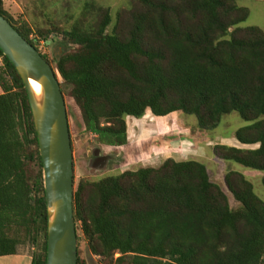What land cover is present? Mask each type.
Listing matches in <instances>:
<instances>
[{"label":"trees","instance_id":"trees-1","mask_svg":"<svg viewBox=\"0 0 264 264\" xmlns=\"http://www.w3.org/2000/svg\"><path fill=\"white\" fill-rule=\"evenodd\" d=\"M138 1V8L116 13L110 30V10L94 8L96 21L59 31L53 69L83 130L101 144L122 145L125 116L181 111L214 128L237 112L248 124L235 139L257 147L217 145L214 153L264 171V31L240 26L248 8L237 0ZM0 15L49 62L26 20L12 18L1 0ZM0 58V255L17 253L29 237L41 250L30 264H45L36 132L21 78L1 50ZM224 180L236 208L194 160L168 158L158 168L81 180L72 199L75 231L80 222L91 251L114 264H264V200L242 174L230 171Z\"/></svg>","mask_w":264,"mask_h":264},{"label":"rangeland","instance_id":"rangeland-1","mask_svg":"<svg viewBox=\"0 0 264 264\" xmlns=\"http://www.w3.org/2000/svg\"><path fill=\"white\" fill-rule=\"evenodd\" d=\"M1 3L12 18L26 20L31 27L30 38L40 40L39 49L53 68L55 58L62 51L60 30L68 29L75 23L82 22L86 26L96 21L98 14L92 11L94 8L110 10V30L117 12L139 7L138 0H1ZM237 3L249 10L247 19L240 26H257L264 31V0H237ZM44 33L46 39L41 36ZM72 48L75 46H70ZM58 79L62 82L61 77L58 76ZM62 93L73 156V191L81 180L94 182L127 170L158 168L166 159L172 158L175 161L194 160L204 164L210 180L226 194L231 208L238 207L239 203L225 185V176L230 171L242 174L252 183L255 194L264 200L261 183L264 171L219 158L214 153L217 145L250 149L257 147L240 144L235 139V131L248 124L237 112L223 115L214 128H204L199 126L193 114L176 111L165 116H154L146 110L141 117L125 116L126 142L111 146L97 142L94 134L83 130L79 110L69 96V88L65 87ZM28 171L33 173L36 167L30 164ZM76 235L79 264H114L91 251L89 240L80 230V222L76 224ZM39 239H42L41 235ZM40 251V243H31L29 237L23 238L17 246V252L27 255L29 259ZM117 256L118 253H114L113 259Z\"/></svg>","mask_w":264,"mask_h":264},{"label":"water","instance_id":"water-1","mask_svg":"<svg viewBox=\"0 0 264 264\" xmlns=\"http://www.w3.org/2000/svg\"><path fill=\"white\" fill-rule=\"evenodd\" d=\"M0 50L21 78L36 132L46 202L45 264H77L72 209L73 156L59 75L1 15ZM30 79L39 83L38 94L33 91Z\"/></svg>","mask_w":264,"mask_h":264},{"label":"crops","instance_id":"crops-1","mask_svg":"<svg viewBox=\"0 0 264 264\" xmlns=\"http://www.w3.org/2000/svg\"><path fill=\"white\" fill-rule=\"evenodd\" d=\"M2 89L0 88V94ZM31 259L23 253H15L9 255H0V264H30Z\"/></svg>","mask_w":264,"mask_h":264},{"label":"bare ground","instance_id":"bare-ground-1","mask_svg":"<svg viewBox=\"0 0 264 264\" xmlns=\"http://www.w3.org/2000/svg\"><path fill=\"white\" fill-rule=\"evenodd\" d=\"M29 82H30V85H31L33 91L38 94L40 92V88H41L39 83H37L33 79H30Z\"/></svg>","mask_w":264,"mask_h":264}]
</instances>
